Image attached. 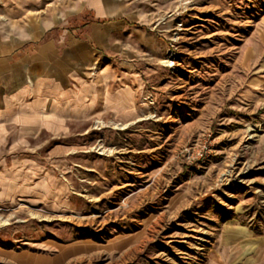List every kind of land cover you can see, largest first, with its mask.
<instances>
[{"label":"rangeland","instance_id":"374dc122","mask_svg":"<svg viewBox=\"0 0 264 264\" xmlns=\"http://www.w3.org/2000/svg\"><path fill=\"white\" fill-rule=\"evenodd\" d=\"M64 36L90 78L132 65L143 112L42 150L0 203V264H264V0H0L7 50Z\"/></svg>","mask_w":264,"mask_h":264},{"label":"crops","instance_id":"0c3cea01","mask_svg":"<svg viewBox=\"0 0 264 264\" xmlns=\"http://www.w3.org/2000/svg\"><path fill=\"white\" fill-rule=\"evenodd\" d=\"M20 28L39 24L26 16ZM30 39L22 38L20 44L30 47L17 52L7 50L11 41L0 42V203L33 189L42 150L65 163L67 142L85 137L86 125L95 120L134 124L143 112L138 101L143 81L132 65L106 63L90 78L92 42L71 36ZM81 126L84 131H76ZM60 251L51 263L60 262Z\"/></svg>","mask_w":264,"mask_h":264},{"label":"built area","instance_id":"2783aa9c","mask_svg":"<svg viewBox=\"0 0 264 264\" xmlns=\"http://www.w3.org/2000/svg\"><path fill=\"white\" fill-rule=\"evenodd\" d=\"M201 155V154H200Z\"/></svg>","mask_w":264,"mask_h":264}]
</instances>
